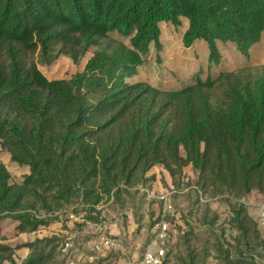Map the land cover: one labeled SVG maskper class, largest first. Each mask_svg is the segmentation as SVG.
<instances>
[{"label": "rangeland", "instance_id": "1", "mask_svg": "<svg viewBox=\"0 0 264 264\" xmlns=\"http://www.w3.org/2000/svg\"><path fill=\"white\" fill-rule=\"evenodd\" d=\"M189 27L186 18L180 25L162 23L157 43L139 45H134L135 29L129 35L109 32L78 59L57 42L46 56L41 45L15 39L22 58L18 65L10 59V43H3L0 70L17 92L32 89L40 75L49 83L67 82L79 98L69 102L68 112L71 105L83 109L80 131L87 141L102 135L105 144L108 136L139 131L146 152L121 150L118 165L107 172L101 162L78 153L75 136L59 144L55 154H41L33 145L26 152L14 135L0 138V163L10 174V185L27 191L19 210L23 219L0 213V264H68L64 242L70 237L76 245L87 242L96 222H105L108 235L120 238L122 247L76 264H119L127 252L139 255L153 219L162 213L161 197L174 210L168 218L172 235L165 264H264V169L249 171L245 184L235 152L240 148L253 160L249 143L231 140V158L220 157L214 148L205 156L201 145L197 165L185 162L181 147L177 161L162 143L156 153L151 149L161 142L156 133L183 128L186 118L200 119L206 110H224L235 90L264 85V30L257 42L241 49L236 43L210 46L201 40L187 47ZM6 107L4 102L0 112ZM26 122L30 129L37 124L30 117ZM154 155L162 163L144 169ZM73 162L81 168L78 176L70 168Z\"/></svg>", "mask_w": 264, "mask_h": 264}, {"label": "trees", "instance_id": "2", "mask_svg": "<svg viewBox=\"0 0 264 264\" xmlns=\"http://www.w3.org/2000/svg\"><path fill=\"white\" fill-rule=\"evenodd\" d=\"M181 18L190 22L185 35L187 47L201 40L210 46L217 41L236 43L241 49L257 42L264 30V0H0V47L6 41L10 43L8 53L15 65L22 60L13 44L15 39H27L33 47L41 45L46 56L57 42L65 49L71 48L73 58L78 59L100 37L113 31L129 35L135 29L134 45L157 43L160 24L180 25ZM132 62L140 64L137 59ZM91 69L89 66L88 70ZM35 74L39 76L37 70ZM72 87L67 82L49 83L40 75L32 89L17 92V85L10 83L0 70V106L7 103L6 110L0 112V138L14 135L20 138L17 143L26 152L29 150L26 147L33 145L41 154H55L59 144H66L68 137L75 136L80 145L78 153L101 162V168L107 172L118 165L116 158L121 150L146 152L139 131L108 136L105 144L101 143L102 135H93L87 141L85 133L80 131L86 118L83 109L76 110L71 105L68 112L69 102L79 99ZM28 117L36 120L32 129L31 123L26 122ZM186 119L183 128L156 133L161 142L152 145L153 152L162 143L177 161L181 147L185 162L197 165L201 145L205 146V156L214 148L220 157L231 158V140L241 144L247 141L255 155L253 160L243 155L240 148L235 151L244 172V183L249 184V171L264 169V85L253 91H233L227 107L216 114L206 110L200 119ZM96 142L99 147H95ZM12 152L16 159L22 160L19 152ZM152 157L145 161L144 169L162 163L156 155ZM34 158L35 166L39 167L38 158ZM70 168L75 176L81 172L74 162ZM39 176L44 180L42 173ZM10 179L6 166L0 163V213L23 219L19 210L27 191L25 187L11 186Z\"/></svg>", "mask_w": 264, "mask_h": 264}, {"label": "built area", "instance_id": "3", "mask_svg": "<svg viewBox=\"0 0 264 264\" xmlns=\"http://www.w3.org/2000/svg\"><path fill=\"white\" fill-rule=\"evenodd\" d=\"M160 200L163 203L162 213L153 219L147 242L142 246L139 255L127 252L119 264H165L172 235L168 218L173 216L174 210L170 200L165 197H161ZM90 228L91 231L88 232L90 240L87 242L76 245L73 237L64 242L63 250L68 258V264L93 262L101 256L121 249V239L108 235V226L105 222L91 223Z\"/></svg>", "mask_w": 264, "mask_h": 264}]
</instances>
